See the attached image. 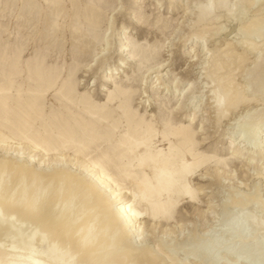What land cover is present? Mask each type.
Segmentation results:
<instances>
[{
  "label": "bare ground",
  "instance_id": "1",
  "mask_svg": "<svg viewBox=\"0 0 264 264\" xmlns=\"http://www.w3.org/2000/svg\"><path fill=\"white\" fill-rule=\"evenodd\" d=\"M128 1L133 6L138 2ZM178 1L170 0V7L174 8ZM107 2L0 0V150L3 151L0 155V264H201L204 261L220 264L223 256L218 252L222 249L234 255L233 264H262V239L248 238L247 230L264 229V219L242 213L252 203L264 204L260 203L259 192L245 201L243 195L231 199L244 210H240V215L223 214L222 229L230 237L226 241L229 243L217 241L218 238L212 242L208 238L212 244L206 241L196 251L200 261L197 258L198 261L180 262L161 246L154 249L143 242L148 223L154 222L155 227L172 221L181 201L193 206L199 204L204 187L193 184L195 177L208 180L214 169L215 177L223 182L230 162L246 158V163L251 165L255 160H264L261 139L264 82H260L264 72V42L260 45L254 38V35H264V15L256 14L240 24L241 19H235L237 10L230 0H204L196 4L197 32L192 39L201 42L208 39L207 33H223L224 29L218 26L223 14L236 20L239 26L233 39L239 34L249 36L246 40L239 39L242 52L238 51L239 44L230 39L223 43L224 47L212 50L205 74L211 80V104L215 108L217 127L238 107L252 106L247 112L252 118L250 125L240 116L248 127L242 123L245 128L237 132L240 141L250 136L253 147L244 151L233 135L224 149L230 150L229 153L217 147L214 152H207L199 149L198 131L194 126L198 114L204 110L202 104H194L190 113L193 118L189 117L187 124L182 119L171 120L168 115V118L162 115L163 122L159 123L156 115L151 119L135 107L138 97L148 94L146 88L145 92H139L147 83V73L154 68L163 72L171 56L159 63L161 49L157 46L160 45L132 42L126 26L118 33L114 31L116 18L123 17L128 8L125 0L116 3V9L112 10L116 13L108 17L107 28L103 30L101 24L106 10L113 5ZM249 3L252 5L254 0ZM244 12L247 15L248 11ZM191 13L188 8L185 15ZM132 14L133 23L136 16ZM161 21L158 18L156 23ZM168 22L163 20L161 27H166ZM13 25L16 34H13ZM115 35L119 43L113 46L111 38ZM56 38H63L59 53L66 52L67 42L71 44L75 62L68 69L50 61L52 52L57 51L55 41H60ZM189 38H183V42L186 44ZM169 41L168 47L176 45L174 38ZM33 43L45 46L35 49L32 57L26 59V50ZM101 45L104 48L98 51ZM127 48L130 53L125 54ZM253 52L257 58L253 70L249 69L252 72H247V82L252 88L259 81L261 85H257L255 94L234 81L235 68L230 67L246 62L247 54ZM112 54L120 57L119 63L110 74L103 75ZM91 56L92 61L87 62ZM133 62L138 66L133 76L129 73H126L127 79L123 77L125 73L119 76L122 72L119 69H130ZM85 66L86 72L95 75L91 88L103 86L101 100L93 94L96 90L81 91L83 84L77 74ZM119 77L125 80H117ZM195 84L192 82L187 91L183 90L182 98L177 99L180 103L177 108L189 101L187 98L190 99ZM48 93H53L55 101L50 105L46 102ZM173 112L169 110L170 116ZM12 139L17 144L16 154L7 142ZM257 165H261L258 167L261 174H257L262 175L264 165ZM209 205L211 209L213 205ZM6 238H9L8 244L4 243ZM34 241L39 242L38 247H33ZM243 253L250 256H242Z\"/></svg>",
  "mask_w": 264,
  "mask_h": 264
},
{
  "label": "rangeland",
  "instance_id": "2",
  "mask_svg": "<svg viewBox=\"0 0 264 264\" xmlns=\"http://www.w3.org/2000/svg\"><path fill=\"white\" fill-rule=\"evenodd\" d=\"M107 1L113 3V5L111 9L106 10V15H105L106 17L103 18L104 20L101 24L103 30L107 28L108 17L111 18L116 13V11H112L116 9L115 8L116 3L120 2V0H107ZM203 1L202 0H179L178 2H176L174 8H172L170 7V0H163L161 3H159V0H138V2L134 6L131 4V2H129L128 0H125L126 2L125 4L127 5L129 9L126 7L127 9H125L126 11L124 12L125 14L123 15V17L121 16V17L116 18L114 31H117L118 33L121 31L123 26H126L129 29L127 36L130 37V40L132 42L137 41L141 43V45L143 46L160 45V46H157V47H160L161 49L160 57H159L160 60H158L159 63L163 62L164 60L168 59L171 56L168 62L169 66L163 72L159 73L157 72L159 70L154 68L155 70L153 69L149 73H147V76L145 75L147 77L146 78L147 80L145 79L147 83L142 85L139 88L141 90L139 92L140 93L145 92L144 89L146 88L147 89L146 91H148V94L144 95L143 93L142 96H139L138 99L135 101V107L139 110L141 114L145 113L146 116L150 117L151 119L154 117V115H156L159 123L163 122L162 121L163 117H166V118L171 117V120L172 118L175 121H180L182 119L184 120V123L187 124L189 123L188 122V120L190 119L189 117H191V120L193 118V115L190 114L193 112L191 108H194V104L196 103L197 105L202 104L201 109H204V110L198 114L197 119L194 122V126L197 128V131H198L197 139H199L198 141L200 142L199 149L202 151L205 150L207 152H212V151L214 152V149L217 147L219 151H222L228 147L227 143L230 137L234 135L235 138L237 137V144L239 145V147L242 148L244 151H247L248 149L253 147L252 142L254 141L250 138V136H248V138L246 137V140L240 141L237 131L240 128L243 129L245 127H248V126H245L244 120L245 119L248 120V124L250 120H252L251 117L247 116V114H249L247 112H249V109L252 106L238 107L235 112L231 113V115L229 114V117L224 118L221 125L217 127L214 121L215 119L214 113H216L214 112L215 108L213 107V104H211L213 102L212 97H211V95L213 94L211 91L212 85H211L210 78H208L205 74V72L207 71V68L205 67L208 65V61L210 59V55L212 54V50H214L216 47H224L225 42L230 39L229 41H233V42H236V44H239L237 45L238 51L242 52L240 40H244V38L246 40L249 36L246 35L247 36L246 37L243 34H239V36H236L237 38L233 39L235 34L239 32V29H238L239 26L237 27L236 20L232 21L230 17H227L226 15L223 14L221 15L222 17L221 16L219 17L220 20L218 19L219 24H220L218 26H221L224 29L223 33L221 32V33H217L213 35L211 33H207L208 39L206 40L207 41L209 40L208 42L206 40L201 41V42L199 40V42H197L195 38L192 39V37L195 36L194 35L195 32H197V29L194 26L195 20H196L195 11L197 10L196 4L199 2H203ZM230 1H231V4L234 5V9L237 10L235 13L236 14L235 19H241L240 24H245L246 21L249 18H253L254 15L255 16L264 15V11H263L264 10V0H254V3L252 5L249 3V0H242V2L240 3H236L237 0H230ZM245 1H247V3ZM188 8H190L193 11V13L187 16L185 15V13ZM244 10L248 11L247 15L244 12ZM131 12H133V14ZM130 14L136 16V20H134L133 23L131 21L132 19L130 18ZM238 14L242 16H239ZM102 17H104V15H102ZM158 18L162 19L160 23H156V20ZM167 19L169 20L167 26L161 27L163 20L166 21ZM137 20L139 21L137 22ZM14 27L15 25H13L12 31H13V34H16L17 30ZM31 30L32 28L30 29V31ZM115 37L117 38L116 35L111 38L113 39L112 40L113 46H114V43H117V44L119 43L118 40L117 41L115 40ZM172 38H174V42L176 43V45H172L168 47L167 45L170 42L169 40ZM183 38H189L186 44L183 42ZM254 38L258 44L260 45L264 44L263 43L264 35L263 37L254 35ZM56 39L60 41H55V43L58 45L57 51L54 50L52 52L53 55L50 58V61L52 63L60 64V66L63 65L65 66V68H67L68 65H70L69 67H71L72 66L71 64H73L75 60L73 59V56L71 54L72 47H71L70 42L66 43V52L59 53L60 48L62 47L61 42L63 38H56ZM32 41L33 40H31V42ZM39 43L40 41H38V44ZM40 46L41 45H36V43L31 44L30 47L26 50V53H25L26 59L32 57L33 51L35 49H39ZM44 46L45 45L43 44L41 47L44 48ZM103 48L104 47L101 45L98 51H101ZM128 49L129 48L126 49L125 54L130 53ZM256 55L257 53H254V52L248 53L246 62L240 65L235 64L236 65L235 66L234 64H232L230 66L231 69L235 68V71L233 72V75H232V77L236 79L234 81L236 83H239L243 87L247 86V88L249 89V93H253V94H255V92L258 93L257 85H261L264 82L263 80L264 72L263 74L260 75L261 84H258L259 81L256 84L254 83L255 87H254V84H252L253 89L249 86L250 84H248L247 82L248 81L247 75H249L247 74V72L248 73L252 72L251 70H253L252 68L254 66L253 62L257 58ZM128 56L126 58H128ZM83 57H81V59ZM110 57L112 58H110L106 66L107 72L105 71L103 75L110 74L116 68L117 64L119 63L117 60L120 57H116L115 54L114 55L112 54ZM76 60H80V59L77 58ZM90 60L92 61V56L88 58L87 62H89ZM86 69H87V66L82 67V69L77 74V77L79 78L80 82L83 84L81 91L84 92L87 90H96L95 92H93V94L95 95V97L101 100L100 98L102 97V94H103L101 90L103 89V86L100 84L98 88H91V86L93 85V81L95 80V75H93L92 72H86ZM134 69L137 71L138 66H137V63L133 62L130 65V69L120 68L119 71H122V72L119 74V76L125 73L123 77L127 79L126 73H129V76L132 77L133 74L135 73ZM262 70L264 71V65L262 67ZM136 74L138 73L136 72ZM123 79L124 78L119 77L117 80H123ZM145 80L143 82H137V83L138 84L144 83ZM192 82H196V84H195L194 90H192V93L189 95L190 99L187 98V100L189 101L188 102L185 101L186 104L184 103L183 105L184 108L182 107L183 109L177 108L179 107L178 105L180 104L177 101L178 97L182 98L183 95L181 93L183 92V90L187 91V89L190 87ZM167 85H169L170 89L167 87ZM176 85L178 86V88ZM175 87L177 88V90ZM52 96H53V93L47 94L46 102L48 103V105L55 102L53 99L54 96L53 97ZM144 96H147V97L144 98ZM191 101H194V102L191 103ZM260 103H262V101L259 102L258 104ZM254 109H256V107L251 109L250 112L253 113L254 111L252 110ZM169 110L174 111L171 114V116L169 114ZM185 112L187 113V116H183V113ZM202 114L204 116H202ZM162 115L163 117H161ZM240 116L244 117L245 119ZM150 118L149 120H151ZM242 123L244 124L245 127L241 126ZM246 124H247V121H246ZM262 136L263 138L261 139L264 140V134H262ZM261 139L259 138V141H261ZM7 142L12 146L11 151L14 152L13 154H16L17 153L15 152L17 149L16 141L12 139L11 141L7 140ZM225 152L229 153L230 150H224V153ZM1 154H3V151L1 152L0 150V155ZM259 155H257V158L260 157ZM245 160L247 161L246 158L245 159L242 158V159L235 160L233 163L230 162L229 167L227 169V174H224V175H227V177L224 176V179L225 178L226 179L223 182L218 181L217 177H215L216 174L214 173V169L211 170V172L213 171V174L211 173L212 176L209 177L208 180L202 179L199 176L195 177L193 179L194 181L193 184L196 186L204 187L203 188L204 191H202L201 196H200L201 198L199 199V204H196V206L195 205L193 206L192 204L185 202V200L181 201L180 202L181 205L179 204V206L177 207V211L175 212L174 219H172V221L171 220L168 222L164 221L163 222L164 224L159 223V225L156 224L155 227L152 225L154 224V222L148 223L147 225L149 228L148 227L145 228L147 229L146 231L147 236L143 243L151 248L153 247L154 249L158 248V246H161L164 252L173 254L174 257L177 259V261H180V262L184 260L196 261L197 258L199 259L200 257L199 255H197L196 251L199 252V249L201 248V246H204L202 245L203 243L205 244L206 241L208 243L209 241L208 238L210 240L212 239L211 240L212 242H213V239L218 238L217 241H222V242L225 241L224 243H229L226 241H228V238L230 237L227 234L223 233V229H224L223 227L225 225L223 214L224 212H231V213L234 212L236 214L239 213L240 215L241 211L244 210L242 209L240 203L235 204L231 202V199L232 198L234 199L235 197H237L236 195H238V197H242L243 195L244 197H242V199H244L245 201V200H248V198H250V195H252L253 197L254 193L256 195L259 192L257 195L259 196V198L261 197L260 203L264 202V169H263V174H262L263 176L257 174L261 172L259 170L261 165L258 166L257 164L264 165V160L261 162H258L259 160L258 161L255 160L256 161L254 162L255 164L253 163L251 165L247 164ZM203 173H205V170L203 171ZM245 196H247L246 199H245ZM209 204L213 205V206L211 205L212 206L211 209L209 208L210 206ZM252 204H250L249 206H246L245 211H243L242 213H246V212H247L246 214L251 213L255 216H258V218L264 219L263 218L264 209H262L264 208V204H260V205L259 203L258 204L252 203ZM259 206H261V208ZM150 224L153 226L154 230L151 228L152 226ZM142 225L144 226V224ZM250 229L247 230V233L248 232L249 233L248 234L246 233L248 235V238L250 239L258 238L260 240L262 239L261 241L264 245V242H263L264 241V229L260 228L257 231L254 230L255 232L253 231V229L251 230ZM207 234H210V236L214 238L208 237L209 235ZM8 241H9V238H6L4 240V243L6 244L7 242L8 244L9 243ZM211 241H209L210 245L212 244ZM32 245L33 247L34 246L38 247L37 245H39V242L34 241ZM23 250L26 251V249H23ZM221 251L218 252V254L220 253L221 257L223 256L222 259L220 258L221 259L220 264H233L234 255L229 254L225 250H223L222 252ZM243 254L242 256L249 255V254H244V255ZM201 264H206V262L204 261ZM262 264H264V260L262 261Z\"/></svg>",
  "mask_w": 264,
  "mask_h": 264
}]
</instances>
